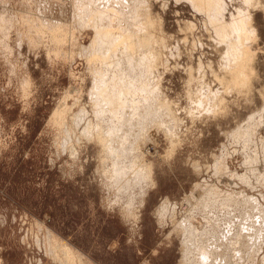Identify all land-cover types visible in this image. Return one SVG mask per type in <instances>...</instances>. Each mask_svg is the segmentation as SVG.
Listing matches in <instances>:
<instances>
[{"label": "rangeland", "instance_id": "rangeland-1", "mask_svg": "<svg viewBox=\"0 0 264 264\" xmlns=\"http://www.w3.org/2000/svg\"><path fill=\"white\" fill-rule=\"evenodd\" d=\"M40 1L0 0V264H66L50 253L46 239L48 233L80 252L90 264H184V236L177 226L184 217L191 220L194 230L202 233L204 228L205 237V232H210L213 227V224H206L210 219V222H223L218 230L225 234L230 232V238L235 241L234 250H238L242 239H246L242 242L248 247V259L244 263L264 264V0L251 1L252 5L256 1V6L259 3L263 9L253 8L251 3L245 4L243 0L221 1L224 12L221 10L217 17L223 22L229 23L231 17L237 18V12L246 13L249 21V29L244 25L250 32L246 31L241 38L243 43L239 41L237 46H247L246 49L253 51L247 50L252 54L250 69L253 77L247 75L246 79L244 70L240 73L242 84L236 85L226 72H230L233 65L226 61V44L224 47L214 32V14L208 12L210 6L206 9L197 6V9L187 0H138L140 7L134 14L140 18L134 16L136 21L133 22L136 29L144 28V24L147 29L140 30L137 38L132 39L137 43L130 40L133 47L137 46L134 49H138L131 56L139 60L143 54V59L151 58L152 61L154 52L159 54L161 65L136 67L140 74L147 70L143 74L148 73L150 78L146 79L147 75L142 74V79H145L137 78L139 83V80L143 81L142 84L137 80L132 83L136 82L132 88L140 89L135 90L136 97H132L136 100V103L132 100L135 105L131 103L134 108L140 105V110L145 106L149 110L151 106L152 116L146 113L145 108L142 114L147 115L140 119L137 114L140 110L133 108L138 116L133 114L127 121L135 124L134 130L122 134L123 138L126 137L123 139L125 142L132 138L130 145L133 149L130 146V151L129 142L122 141L121 153L127 155L129 150L133 152L132 159L138 157L137 163L142 164L141 160L148 163L151 181L145 183L141 179L140 185L128 187L126 193L123 188L118 191V186H113L110 179L112 158L108 157L107 149H103L93 137H82L76 142L73 135L76 125L72 116L78 112L82 116L85 109V112H90L87 113L89 116L86 114V120L95 122L88 93L92 86L93 89L98 88L96 84L102 83L99 81L102 76L104 82L119 83L120 80L121 92L115 95L118 100L115 104L128 103L130 100L126 99L131 95L126 90L128 82L123 89L120 79L124 75L122 78L125 80L128 71L117 70L115 64L113 68V52L110 59L106 57L107 51H99L103 53L100 54L102 57L106 53L105 59L100 57L93 60L95 63L92 60L87 62L86 55L96 48L91 46V41L97 38H93L97 34L94 35L90 26L91 15L88 14V20L84 18L92 7L86 9L83 1L78 0H48L46 4L50 6L44 3L47 1ZM73 6L74 10H71ZM81 8L87 10H83L84 17L80 14ZM201 8L205 10L202 12ZM72 13L76 14L75 18ZM208 15L211 18H207ZM56 23L62 26V33L58 29L59 33L54 32L58 27ZM117 27L115 29L121 30V25ZM143 35L146 41L147 37L149 41L152 38L147 44L151 48L147 45L140 48L146 43ZM119 42L115 44L118 43V52L122 54L124 45ZM231 43L235 44L233 40ZM88 46L91 47L88 49ZM83 47L89 51H82L80 48ZM115 87L118 88L116 83ZM69 90L73 94L67 96L65 93L69 94ZM153 90L157 91V96L151 95L150 99L148 95ZM56 109L64 113L59 123L52 121ZM99 120L100 123H111L108 118ZM109 123H101L102 128L98 126L104 129L103 124H106L105 130H108ZM112 123L114 129L120 128L116 122ZM83 127V124L79 126L78 131L81 132ZM113 132L119 134L117 130ZM65 133L70 134V139L65 138ZM111 135H106V138ZM68 140L71 143L64 148L63 143ZM131 157L125 158L126 166L127 159ZM207 186L225 197L222 200L218 198L213 208L207 205L206 208L200 206L186 210L184 203L192 204L194 199L191 195L206 192L202 188ZM227 195V199L235 204L225 201ZM246 197L254 200L251 204L257 207L256 212L247 206L245 213L241 201ZM223 201L228 203L225 210ZM221 203L223 208H219ZM248 209L254 213L249 211L248 216ZM259 216L263 220H258ZM243 219L249 221L244 222ZM239 228H242L240 234ZM239 235L241 241L237 242ZM215 252L222 254L224 250Z\"/></svg>", "mask_w": 264, "mask_h": 264}, {"label": "bare ground", "instance_id": "bare-ground-1", "mask_svg": "<svg viewBox=\"0 0 264 264\" xmlns=\"http://www.w3.org/2000/svg\"><path fill=\"white\" fill-rule=\"evenodd\" d=\"M42 2H44V1H47V2H44L45 4L47 3L48 4V0H41ZM40 1V3H42ZM53 1V0H52ZM52 1L49 3V4H51L52 3ZM62 1V0H61ZM78 1H83V4H85V8L87 9V7L88 8H90V7H92V10L91 9H89L88 11H90V13H88V11L85 9V8H81L82 9V11H81V15H83L82 17H84L85 15H86V17H84L85 19L87 18V16H88V14L89 15H91L90 16V18L89 19H91V20H89V21H92V24L90 25V22H89V25L91 26V28H93V31L95 32V34L94 35H96L97 34V36H95V37H93L94 39L97 37H99L98 39L96 38V41H97V44L95 43L96 41L94 40V42H92L91 41V43L93 44V45H91L92 47H94V45L96 46V48L94 49L93 48V50H95L94 51V53H92V55H91V52L93 51L91 48V50H90V53H88V55H86L87 56V62H89L90 63V61L92 60H95V59H100V57L102 58V59H105L104 58V55H106V53L103 55V57L102 56H100V54H103V53H99V51L100 52H105V51H107V55H106V57H108V58H110L111 57V54L110 53H112V56L114 55V58L112 57V65H113V68L115 67L114 66V64L116 65V68H117V70L118 69H120L121 70V72H127V75H125L126 77V79L125 80H123L124 78H122V76H124V75H118L119 77H120V79H122V81L121 82H123L122 83V88L123 89H125V84L127 83V86H126V90H127V92L128 93H130L131 95H128V97H127V99H126V101L128 100H130L128 103L126 102V103H121V104H123V105H121V104H115V103H117L118 102V100H117V98L115 97V95L117 96L118 95V93H119V91L121 92V87H120V80H119V83H117V82H115L116 83V85L118 86V88H116L115 87V83H112V82H106L107 80H105V82H104V79L102 78V77H100L101 78V80L99 79V81H101L102 83L100 84V82H99V84H100V86H99V84H98V82H97V84H96V82H95V84L96 85H98L97 87V89L95 88V89H93V86H92V89H91V87H90V89L91 90H89L90 92L88 93V95H89V100H88V102L90 103V108H91V112L94 114V116H95V122L93 123V122H90L89 120H86V118L85 117H88L89 115V113L88 112H85V109H84V111H82V116H81V112H80V115H79V112H78V114L76 113L75 114V117H74V115L72 116V118H74L73 120H74V125H76V127L74 126V128H75V130L74 131H76V133H74L73 131H72V133H74L73 135L76 137V142H78V140H80V139H82V137L83 138H85V137H88V138H91V139H96L97 140V142L99 143V144H101V146H102V148L103 149H107V154H108V157L109 158H112L111 160H112V170H111V176H110V179H111V181L113 182V186L114 187H117L118 188V191L121 189V190H123L124 192H125V190L126 189H128V187L129 188H131V186L133 187V185L134 184H139L140 185V181H141V179H144V182L145 183H147V182H150L151 181V178H150V173H151V167L149 166V164L148 163H144L142 160H141V163L142 164H144V165H142V164H140V162L139 163H137L138 162V157L134 160V159H132V157H131V155L133 156V152H128L129 150L131 151V149H130V146L132 147V145H130V140L132 139V138H130V140H127L128 142H129V144L127 145L128 146V148H129V150L127 151V150H125V149H127L125 146H124V150L123 151H127V153L129 154V156L128 157H131V159L129 160V159H127V166L125 165L126 164V159L125 158H128V157H126L127 155L125 154V152H123V153H121L122 152V150H121V147H123L122 146V141H123V143L125 142L123 139H125L126 140V137H124L123 138V136H122V134L123 133H125V132H128V130H130V132H131V130L133 131L134 130V125H132L131 124V121L129 122V121H127V119H130L129 118V116H131V115H133V114H136L137 113V111H139L140 109H141V107H140V100H139V102L137 101V105H139V107H137V108H134L135 106H133L132 105V103H133V98L134 97H136V96H134V94L136 95V91L135 90H137V89H135V86L132 88V86L134 85V84H136V82L134 83V84H132L135 80H137V83H139L138 82V79L137 78H141L142 79V77H141V75L143 74V72L145 73V71H147V70H145V71H143V70H141V71H143L141 74H140V71H139V73H137L136 72V67H137V69H139V67H141V69H142V66L144 67V65H146L148 68L150 67V68H153L155 65L157 66L158 64H160L161 65V63H159L158 61V55L156 54V53H154L153 52V55L155 56V60H154V63L152 62L153 61V58H152V61L150 60L151 58H149V59H143V54H142V58L141 59H139V60H135V58L136 57H132L131 56V53L133 52H136V50H138V49H134V47H133V43H135L136 41L135 40H132V39H135V36H136V34L138 35L139 34V31L141 30V32H142V29H144L145 27H146V29H147V26H145V24H144V28L142 27V28H140V29H136L135 28V25H134V22L133 21H136V19L134 20V18L136 17V18H140V17H138V14L135 16V12H136V10H139V9H137L138 8V6L139 5H137V4H139L138 2V0H137V2H136V0H78ZM85 1V2H84ZM141 1V0H140ZM188 2H190L191 4H193V5H195V7H197V6H202V7H204L205 9H206V7H208V6H210V9H209V14H210V12H211V15L212 14H214V15H212L213 17H212V20H213V25H214V27H215V31L214 32H217V34L219 35V37L221 38L220 40H222V42H223V46L226 44V46H227V50H226V48H225V51H226V57H227V60L226 61H228V62H232L231 63V65H233L232 66V69H234V70H232L231 69V66H230V72L229 71H226V72H228V75L230 76V78L232 79V81L235 83L234 85H236V84H238V83H240L241 82V84H242V80H243V78L241 79V75H240V73L242 74L243 73V71L245 70V73H244V75L246 76V79L248 78L247 77V75H250L249 77H251L252 75H251V69H250V67H251V65H250V60H251V55L252 54H249L248 53V51L247 50H249V48H247L246 49V47H244L243 45H241V47H239V46H237V44H238V42L239 41H241V38H243L244 37V35H246L245 33H246V31L247 32H250V30L248 31L247 29H245L246 27H245V25L247 26L248 24V17H246V13H244L243 15H245V17L241 14V12H237L238 14H237V18H233V17H231V20H230V22L228 23V22H223V19H221V18H219V17H217V16H219V14H221L222 12H224L222 9H223V2L221 3V1L222 0H187ZM252 0H243V2H245V4L246 3H251L250 5H251V7L253 6V8H254V6H255V8H257V6H258V4H257V6H256V1L254 2L255 3V5H252V3L253 2H251ZM81 2H80V4H81ZM55 3H56V1H55ZM61 3V2H60ZM79 3V2H78ZM46 4V5H47ZM62 4V3H61ZM70 4V3H69ZM79 4V5H80ZM37 5V7H39L40 5H38V4H36ZM56 5V4H55ZM60 5V4H59ZM70 5H72V4H70ZM77 6V7H80V6ZM82 5V4H81ZM90 5V6H89ZM141 5V4H140ZM250 5H246V6H250ZM260 5V4H259ZM44 6V5H43ZM47 6H50V5H47ZM47 6H45V7H47ZM75 6V5H74ZM74 6H73V9H71V10H74ZM144 6V5H143ZM44 7V9H46ZM57 7H58V5H57ZM83 7V6H82ZM140 7V6H139ZM194 7V6H193ZM258 7H260V6H258ZM42 8V7H41ZM203 8V9H204ZM222 8V9H221ZM261 9H263L262 7H260ZM38 9V8H37ZM79 9V8H78ZM197 9H198V7H197ZM200 9V8H199ZM202 9V8H201ZM203 9H202V12H203ZM204 9V10H205ZM259 9V8H258ZM71 10H70V12H71ZM83 10H86L87 11V13L84 15L83 13ZM222 10V12L221 13H219L220 11ZM225 10V9H224ZM264 10V9H263ZM262 10V11H263ZM61 11L62 10H59L58 12H60L61 13ZM246 11V10H245ZM72 12H74V11H72ZM138 12V11H137ZM142 12V11H141ZM200 12H201V10H200ZM79 13V12H78ZM139 14H140V12H138ZM207 13V12H206ZM219 13V14H218ZM70 14V13H69ZM73 14V17H74V15H76L77 14V12H76V14L75 13H72ZM71 14V15H72ZM147 14H148V12H147ZM147 14H145L146 16H147ZM38 15V14H37ZM79 14H77V16H78ZM93 15V16H92ZM211 15L209 16L208 15V17L207 18H211ZM135 16V17H134ZM38 17V16H37ZM72 17V16H71ZM76 17V16H75ZM74 17V18H75ZM145 17V16H144ZM148 17V16H147ZM147 17H145V18H147ZM78 18V17H77ZM88 18H87V20H88ZM206 18V19H207ZM229 18V17H228ZM242 18H244L243 20H242ZM26 19H28V18H26ZM47 19V18H46ZM73 19V18H72ZM79 19L82 21L83 19L79 16ZM31 20H32V18H31ZM36 21H37V18L35 19ZM39 20V19H38ZM44 20V19H43ZM150 20V19H149ZM149 20H147V21H149ZM211 20V19H210ZM35 21V22H36ZM41 21H42V18H41ZM70 21V20H69ZM86 21V20H85ZM138 21V20H137ZM143 21V20H142ZM146 20H144V22H145ZM248 21V22H247ZM24 22H25V19H24ZM27 22V21H26ZM43 23H44V21H42ZM41 22V23H42ZM244 22V23H243ZM40 22H38V24H39ZM40 23V24H41ZM46 23V22H45ZM55 23V22H54ZM87 23V22H86ZM147 23V22H146ZM212 23V22H211ZM27 24V23H26ZM34 24V23H33ZM35 24H37V22L35 23ZM52 24H53V22H52ZM59 24H60V22H59ZM59 24H57L56 23V25H58V27L56 28V31L54 30V32H56V34L57 33H59V32H57V29H58V31L59 30H61V25H59ZM62 24V23H61ZM66 24V23H65ZM88 24V23H87ZM137 24V23H136ZM139 24V23H138ZM143 24H141L142 26H143ZM150 24H151V22H150ZM245 24V25H244ZM81 25V24H80ZM86 25V24H85ZM119 25H121V30L118 28L119 27ZM153 25V24H152ZM151 25V26H152ZM213 25H212V27H213ZM34 26V25H33ZM41 26V25H40ZM88 26V25H87ZM86 26V27H87ZM112 26V27H111ZM117 27L118 29H115V27ZM132 26H134V27H132ZM84 27V26H83ZM114 27V28H113ZM123 27V28H122ZM136 27H137V25H136ZM141 27V26H140ZM150 27V26H149ZM248 27V26H247ZM55 28V27H54ZM88 28V27H87ZM52 29V28H51ZM84 29V28H83ZM109 29V30H108ZM248 29H249V27H248ZM251 29V28H250ZM106 30V31H105ZM113 30H115V31H113ZM145 31H147V30H145ZM252 32H253V30H251ZM53 32V31H52ZM51 32V33H52ZM61 33L63 32L62 30L60 31ZM252 32H251V34H252ZM49 33H50V31H49ZM104 33V34H103ZM146 33V32H145ZM148 34V33H147ZM216 34V33H215ZM215 34H214V36H215ZM254 34V33H253ZM253 34H252V36H253ZM93 35V36H94ZM149 36V35H148ZM256 36V35H255ZM41 37H42V34H41ZM150 37V36H149ZM152 37V36H151ZM136 38H137V36H136ZM145 39V44L143 43L144 42V39ZM143 38L141 37L140 39H143V44L142 45H140V48H142L143 47V45H147V44H149V42L151 41V39L152 38H149L150 39V41L148 40V37H147V41H148V43H147V41H146V37L143 35ZM254 39H255V37H253ZM120 40V42L119 43H121V45H124V47L122 46L121 47V49H122V51L120 52V53H122V54H119V52H118V49H119V45H118V43L117 44H115L117 41H119ZM130 40H132V41H134L133 43H129L130 42ZM139 40V39H138ZM233 40V43H235V44H232L231 43V41ZM140 41V40H139ZM155 41V40H154ZM216 41H217V39H216ZM255 41V40H254ZM252 42V41H251ZM70 43V42H69ZM90 43V44H91ZM137 43V42H136ZM154 43H156V42H154ZM225 43V44H224ZM241 44L243 43L242 41L240 42ZM245 43H246V41H245ZM140 44V43H139ZM138 44V45H139ZM219 44V43H218ZM222 44V43H221ZM248 44V43H247ZM97 45H98V47H97ZM135 45V44H134ZM137 45V44H136ZM246 45V44H245ZM249 45V44H248ZM91 46H88V49H89V47H91ZM148 46V45H147ZM155 46V45H154ZM226 46H224V47H226ZM137 47V46H136ZM135 47V48H136ZM146 47V46H145ZM148 47H150V45L148 46ZM151 48V47H150ZM82 51H89V50H87V47H83V48H80ZM97 49V50H96ZM99 49H101V50H99ZM142 49H144V47L142 48ZM140 50V49H139ZM148 49H146V51H147ZM98 51V52H97ZM143 50H141L140 52H142ZM151 51V50H150ZM149 51V52H150ZM250 51V50H249ZM96 52V53H95ZM124 52V53H123ZM251 53L253 52V51H250ZM79 53H80V51H79ZM139 53V52H138ZM143 53H144V51H143ZM146 53V52H145ZM144 53V54H145ZM159 53V52H158ZM99 55V57H98V55ZM134 54H136V53H134ZM141 54V53H140ZM151 56H152V53L150 52L149 53ZM149 54L147 53V55L149 56ZM138 55V54H137ZM254 55V54H253ZM224 56V55H223ZM82 57V56H81ZM98 57V58H97ZM146 57V56H145ZM254 57V56H253ZM107 58V59H108ZM137 58H139L138 56H137ZM224 58V57H223ZM111 59V58H110ZM253 59V58H252ZM151 62H150V61ZM252 61V60H251ZM94 62V61H93ZM100 62V61H99ZM108 62V61H107ZM110 62V61H109ZM253 62V61H252ZM251 62V63H252ZM95 63V62H94ZM103 63V62H102ZM158 63V64H157ZM225 63V62H224ZM227 63V62H226ZM106 64V63H105ZM154 64V66H152ZM100 66H101V63H100ZM109 66V65H108ZM228 66V64L226 65V67ZM105 67V66H104ZM110 67H112L111 66V63H110ZM109 67V68H110ZM147 67H145V68H147ZM155 68V67H154ZM225 68V67H224ZM228 68H229V66H228ZM228 68H227V70H228ZM116 70V69H115ZM101 71V70H100ZM148 72H149V70H148ZM223 72H224V70H223ZM105 73V72H104ZM252 73H253V71H252ZM109 74V73H108ZM113 74V73H112ZM111 74V75H112ZM116 74H119V73H116ZM227 73H225V75H226ZM99 75V74H98ZM106 75V74H105ZM104 75V76H105ZM143 75H145V74H143ZM147 75V77H146V79L149 77L150 78V76H148L149 74L147 73L146 74ZM145 75V76H146ZM138 76V77H137ZM144 76V77H145ZM152 76V75H151ZM255 76V75H254ZM107 77V76H106ZM114 77V76H113ZM118 77V78H119ZM253 77V76H252ZM96 78V77H95ZM115 78V77H114ZM152 78V77H151ZM97 79V78H96ZM116 79V78H115ZM143 79H145V78H143ZM142 79V80H143ZM245 79V78H244ZM251 79V78H250ZM142 80H139V81H141V83H139V84H142L143 83V81ZM149 80V79H148ZM154 80V79H153ZM249 80V79H248ZM110 81V80H109ZM116 81H118V80H116ZM150 81H151V79H150ZM245 81V80H244ZM92 82H93V80H92ZM145 84V83H144ZM147 84H148V81H147ZM149 85V88H150V83L148 84ZM245 85V84H244ZM247 85V84H246ZM245 85V86H246ZM141 86V85H140ZM147 86V85H146ZM239 86V85H238ZM249 86V85H248ZM246 87V89L247 88H249V87ZM237 87V86H236ZM235 87V88H236ZM116 88V89H115ZM137 88V87H136ZM143 87H141V89H142ZM148 88V89H149ZM75 89V88H74ZM132 89H133V91H132ZM140 89V88H139ZM139 89L137 90V91H139ZM145 89V88H144ZM143 89V90H144ZM148 89H147V87H146V89L145 90H147L148 91ZM116 90V91H115ZM146 91V92H147ZM209 91V90H208ZM216 91V90H215ZM247 91H249L248 89H247ZM145 92V93H146ZM151 92V91H150ZM150 92H148V94L150 93ZM155 92H157V91H155ZM155 92H154V90H153V93L155 94ZM207 92V91H206ZM68 93V92H67ZM67 93H65L67 96L68 95H72L73 94V92H72V90L70 91L69 90V94H67ZM123 93V92H122ZM127 93V94H128ZM150 94V95H148V96H150V99H151V95H153V96H157L156 94L154 95V94ZM124 94H125V91H124ZM206 94V93H205ZM207 94H209V93H207ZM120 95H121V93H120ZM203 95H204V93H203ZM144 96H145V94H144ZM119 97V96H118ZM133 97V98H132ZM137 97H138V94H137ZM140 97V96H139ZM155 97H152L153 99L155 98ZM145 98V97H144ZM144 98H143V100H144ZM146 98H147V96H146ZM145 98V99H146ZM215 98V97H214ZM210 99H211V97H210ZM119 100H120V98H119ZM133 100V101H132ZM137 100H138V98H137ZM207 100V99H206ZM141 101H142V98H141ZM145 101V100H144ZM154 101V100H153ZM156 101V100H155ZM120 102H123V101H120ZM132 102V103H131ZM135 103H136V100L134 101ZM147 101H145V103H146ZM208 102H210V101H208ZM139 103V104H138ZM157 104H158V102H156ZM211 103V102H210ZM115 104V105H114ZM134 104V103H133ZM147 104H149V103H147ZM146 104V105H147ZM150 104H151V102H150ZM77 105V104H76ZM116 105H118L119 107H114V106H116ZM135 105V104H134ZM136 105V106H137ZM145 105V104H144ZM144 105H142L143 107H144ZM159 105H161V104H159ZM142 107V108H143ZM153 107H154V105H153ZM166 107V106H165ZM206 107V106H205ZM63 109H64V107H62ZM132 108V109H131ZM136 109L137 111H134V109ZM145 108H146V106H145ZM145 108H143V110L145 109ZM150 108H151V106H149V110H147V108H146V113L147 112H151L152 110H150ZM139 109V110H138ZM152 109V108H151ZM66 110V109H65ZM80 111L82 110V109H79ZM143 110H140L137 114L138 115H140V119H143L141 116H145L146 117V115H143L142 113L143 112H145V111H143ZM165 110H166V108H165ZM169 110V109H168ZM161 111V110H160ZM170 111V110H169ZM155 110H154V115H155ZM159 112V111H158ZM163 112H164V110H163ZM162 112V113H163ZM166 112H167V110H166ZM88 113V114H87ZM92 113H91V115H92ZM148 113V114H149ZM165 113V112H164ZM86 114L88 115V116H86ZM136 114V115H137ZM157 114V113H156ZM159 114V113H158ZM157 114V115H158ZM167 114V113H166ZM63 115H64V113H62V112H58V110L56 109L55 111H54V113H53V115H52V121H53V123H56V120L58 121V123H59V121L62 119V117H63ZM76 115H79V116H76ZM137 115V116H138ZM150 115H151V113H150ZM152 116V115H151ZM160 116V115H159ZM253 116V115H252ZM91 117V116H90ZM93 117V116H92ZM150 117V116H149ZM154 117V116H153ZM170 117V116H169ZM103 118H105V119H107L108 118V120H110V122L112 123V122H116V126H119L120 128H121V130H120V128H118V127H116L117 129H114V124L112 123V129L110 128L111 126V123H109V122H106V121H103V122H105V123H109L110 125H108V130H105V129H107V126H106V124H103L104 125V129H100V127H101V123H103V122H101L100 123V120L99 119H103ZM138 118V117H137ZM148 118V117H147ZM146 118V119H147ZM159 118V117H158ZM161 118V117H160ZM88 119V118H87ZM93 119H94V117H93ZM145 119V118H144ZM152 119H154V118H152ZM253 119V118H252ZM85 120V121H84ZM99 120V122H97ZM107 120V121H108ZM148 120H151V118H149ZM147 120V121H148ZM158 120V119H157ZM102 121V120H101ZM140 122H141V120H140ZM99 123V124H98ZM133 123H134V120H133ZM138 123V122H137ZM136 123V124H137ZM261 123V122H260ZM61 124V123H60ZM84 125V127H83V130L80 132V131H78L80 128H79V126H81V125ZM255 124V123H254ZM100 127H99V126ZM105 126H106V128H105ZM131 126L133 127V129L131 128ZM137 127H138V125H137ZM144 127V126H143ZM79 128V129H78ZM102 128V127H101ZM117 130V132H119V134L118 135H116L113 131L114 130ZM146 129V128H145ZM166 129V128H165ZM164 129V130H165ZM173 129V128H172ZM103 130H105V131H103ZM120 130V131H119ZM238 130V129H237ZM173 131V130H172ZM239 131V130H238ZM101 132V133H100ZM116 132V131H115ZM121 132V133H120ZM129 132V133H130ZM138 132V131H137ZM235 132V131H234ZM255 132V131H254ZM136 133V132H135ZM141 133H143L142 131H141ZM167 133H170V132H168L167 131ZM173 133V132H172ZM245 133V132H244ZM258 133V132H257ZM65 134H67V133H65ZM109 134H112L111 136H108V138H106V135H109ZM132 134V133H131ZM235 134V133H234ZM72 135V136H73ZM125 135V134H124ZM127 135L129 136L130 134H128L127 133ZM133 135V134H132ZM136 136H138V134H135ZM141 135V134H140ZM139 135V136H140ZM233 135V134H232ZM260 135V134H259ZM70 136V134L68 135H66L65 136V138L66 139H70V138H68ZM93 137V138H92ZM129 137H131V136H129ZM133 137V136H132ZM258 137V136H257ZM263 137V136H262ZM73 138V137H72ZM134 138H136V137H134ZM138 138V137H137ZM141 138V137H140ZM261 138V137H260ZM128 139V138H127ZM139 139V138H138ZM248 139V138H247ZM259 139V138H258ZM257 139V140H258ZM262 139V138H261ZM65 140V139H64ZM137 140V139H136ZM143 140V139H142ZM255 140V139H254ZM246 141V140H245ZM250 141V140H249ZM128 142H125L126 144L128 143ZM133 142H135V141H133ZM68 143H71V142H69V140H68V142H64L63 143V147L65 148L66 147V145L68 144ZM132 143V142H131ZM136 144V143H135ZM134 147H135V145H134ZM72 148V147H71ZM102 149V150H103ZM132 149H133V147H132ZM250 152V151H249ZM124 155H126V156H124ZM143 157V156H142ZM263 157V156H262ZM135 158V157H134ZM254 169V168H253ZM225 171V170H224ZM221 172V171H220ZM231 177V176H230ZM241 177V176H240ZM109 179V180H110ZM259 180H260V178H259ZM264 181V180H263ZM138 185V186H139ZM112 186V187H113ZM120 187V188H119ZM116 188V189H117ZM123 188V189H122ZM214 188V187H213ZM203 189V191H206V192H201V194H197L196 192V194L197 195H191L192 196V199H194V201L196 202V204H195V202L193 201V200H191V201H193L192 202V204H189V202L187 201L186 203H184L185 205V209L186 210H190V209H198V207H200V206H205V208L207 207V205H208V207H210V205H212V207L211 208H213V206L218 202L217 201V199L219 198H221V200H222V198H224L225 197V195H223V194H221L220 193V191H216V189H211V187L210 186H207V187H205V188H202ZM202 189H201V191H202ZM129 190V189H128ZM126 193V192H125ZM227 197H229L228 195L226 196V199H225V201L226 200H228L229 201V203L232 201H230L229 199H227ZM232 197V196H231ZM232 199V198H231ZM235 199V198H234ZM249 199V198H248ZM221 200L219 201V202H221ZM225 201H223V202H225ZM254 200H252L251 201V198H250V200H247V197L245 198V199H243L242 201H241V204H243V206H244V208H243V206H242V208L244 209V211L246 210L245 208H247V206L249 207V208H251V209H253L254 211L257 209V207L254 205V204H251V202H253ZM227 202V201H226ZM226 202H225V205L223 204V203H221V206L219 207V208H223V205H224V210L226 209L225 207L227 206V204H226ZM200 203V204H199ZM232 203V202H231ZM234 204H235V202H233ZM232 203V204H233ZM237 203V202H236ZM223 204V205H222ZM238 205H239V203H237ZM192 205H194V206H192ZM217 206H218V204H217ZM163 207V206H162ZM230 207H232V206H230ZM240 207V206H239ZM203 208V207H202ZM205 208H203L202 210H205ZM211 208H209V209H211ZM215 208H216V206H215ZM227 208H229V207H227ZM233 208H235V206L233 207ZM162 209V208H161ZM165 208H163V210H164ZM208 209V210H209ZM235 210V209H234ZM233 210V211H234ZM253 210H251L252 211V213H254V211ZM199 211V210H198ZM206 211V210H205ZM204 211V212H205ZM236 211V210H235ZM241 211V210H240ZM250 210L248 209L247 210V213L249 212ZM250 211V212H251ZM256 212V211H255ZM185 213V212H184ZM229 213V212H228ZM242 213V212H241ZM245 213H246V211H245ZM186 214V213H185ZM190 214V213H189ZM188 214V215H189ZM204 214V213H203ZM219 214V213H218ZM187 215V214H186ZM192 215V214H191ZM211 215V214H210ZM247 214H245V216H246ZM227 216H228V214H227ZM248 216H249V213H248ZM184 217V216H183ZM204 217V216H203ZM223 217V216H222ZM251 217V216H250ZM250 217H247V218H250ZM207 218V217H206ZM212 218V217H211ZM214 219H215V216L213 217ZM229 218V217H228ZM246 218V217H245ZM256 218V217H255ZM258 218V220H263L262 219V217H257ZM257 218H256V220H257ZM209 219V218H208ZM216 219H217V217H216ZM230 219V218H229ZM207 220V219H206ZM211 220V219H210ZM210 220L206 223V224H213V227H212V233H210V232H205L207 235H206V237H205V235H204V228L202 229V233L199 231L198 232V230H194V228L192 227V224H191V220L190 219H188L187 217H184V218H182L181 220H179L180 222H179V224L177 225L178 226V228L181 230V232H182V235L184 236V239H183V249H185V251H184V257H183V259H184V262H183V260H182V263H184V264H243L244 263V261H246L247 262V259H248V257H247V246H244V245H242V242H244L243 240H245L246 241V239L244 238V239H242V242L240 243V246L239 247H237V248H239L238 250H234V247H233V244H235V241H233V238H230L231 236H230V230L228 231L229 233H227V234H225V232H219V226L220 225H222V223L219 221L218 222V220H216V221H211L210 222ZM224 220L225 221H227L225 218H224ZM244 220V222L245 221H249V220H247V219H243ZM205 221V220H204ZM222 221V220H221ZM230 221V220H229ZM250 221H251V219H250ZM221 223V224H220ZM225 223V222H224ZM194 224V223H193ZM203 224H205L204 222H203ZM217 224H218V226H217ZM220 224V225H219ZM226 224H228L227 226H229V223H226ZM226 224H225V226H226ZM233 223H231L230 222V225H232ZM224 225V224H223ZM237 225V224H236ZM207 227H208V225H206ZM212 226V225H211ZM211 226L209 225V227L211 228ZM244 226V225H243ZM204 227V226H203ZM222 227V226H221ZM232 226H229V228H231ZM239 227H240V225H239ZM197 228V227H196ZM226 228V227H225ZM233 228V227H232ZM231 228V229H232ZM199 229V228H198ZM222 229V228H221ZM220 229V230H221ZM224 229V228H223ZM226 229H228V228H226ZM240 229V228H239ZM235 231H233V233H234ZM240 232L242 233V228L240 229V231H239V234H240ZM244 232V231H243ZM46 233H48V232H46ZM210 233V234H209ZM228 234H229V237H228ZM245 234V233H244ZM233 235H235V234H233ZM242 235V234H241ZM246 235V234H245ZM208 236V237H207ZM237 237V236H236ZM242 237V236H241ZM244 237V236H243ZM238 238V237H237ZM237 238H235L236 239V241H237ZM46 239H47V243H48V249H49V251H50V253L53 255V257L56 259V260H58L59 262L61 261V262H65L66 264H90V263H88L87 261H86V259L84 258V256L80 253V252H78L77 250H75V249H73V248H71L65 241H63L62 239H60V238H58L57 236H55V235H53V234H46ZM206 239V240H205ZM239 241H237V242H240L241 240H240V235H239ZM202 240H204V243L202 244ZM209 241V242H208ZM250 241V240H249ZM208 242V243H207ZM237 242H236V245H237ZM245 243H247V242H245ZM239 244V243H238ZM248 245V244H247ZM238 246V245H237ZM236 248V249H237ZM243 249V250H242ZM215 250L216 251H218V252H220V251H222V250H224V253H222V254H218L219 256H215V254H216V252H215ZM230 252H232V253H230ZM216 254V255H217ZM245 264V263H244Z\"/></svg>", "mask_w": 264, "mask_h": 264}]
</instances>
